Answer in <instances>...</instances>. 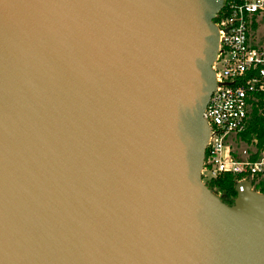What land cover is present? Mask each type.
<instances>
[{"label":"water","instance_id":"water-1","mask_svg":"<svg viewBox=\"0 0 264 264\" xmlns=\"http://www.w3.org/2000/svg\"><path fill=\"white\" fill-rule=\"evenodd\" d=\"M222 1L0 0V264H264L200 181Z\"/></svg>","mask_w":264,"mask_h":264},{"label":"built area","instance_id":"built-area-1","mask_svg":"<svg viewBox=\"0 0 264 264\" xmlns=\"http://www.w3.org/2000/svg\"><path fill=\"white\" fill-rule=\"evenodd\" d=\"M262 16L264 0H223L212 21L217 51L211 64L214 87L202 113L208 135L200 181L229 174L235 198L237 187L243 192L249 184L257 193L264 188V149L255 138H241L264 95V46L252 42L253 23Z\"/></svg>","mask_w":264,"mask_h":264},{"label":"trees","instance_id":"trees-1","mask_svg":"<svg viewBox=\"0 0 264 264\" xmlns=\"http://www.w3.org/2000/svg\"><path fill=\"white\" fill-rule=\"evenodd\" d=\"M256 24L253 23V29ZM260 104L254 107L248 121L246 131L241 135V138L249 142L250 139L255 138L258 142V149H264V95L261 97ZM204 185L217 196H219L222 203L232 205L235 198L234 178L231 175H222L216 179L204 182ZM260 193H264V188H261Z\"/></svg>","mask_w":264,"mask_h":264},{"label":"rangeland","instance_id":"rangeland-1","mask_svg":"<svg viewBox=\"0 0 264 264\" xmlns=\"http://www.w3.org/2000/svg\"><path fill=\"white\" fill-rule=\"evenodd\" d=\"M252 42L257 46H264V16L257 20L255 29H252Z\"/></svg>","mask_w":264,"mask_h":264}]
</instances>
